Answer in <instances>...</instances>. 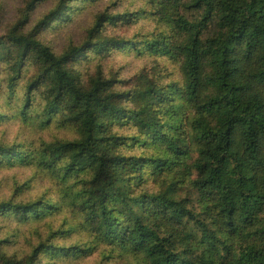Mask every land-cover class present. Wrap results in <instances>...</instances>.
Instances as JSON below:
<instances>
[{"label": "trees", "instance_id": "obj_1", "mask_svg": "<svg viewBox=\"0 0 264 264\" xmlns=\"http://www.w3.org/2000/svg\"><path fill=\"white\" fill-rule=\"evenodd\" d=\"M45 1L21 0L3 27L0 14V123L76 137L0 141V169L31 167V180L54 184L26 200L17 186L0 199V221L63 213L62 230L22 258L0 240V264L96 252L100 264H264V0H137L135 10L110 0L60 53L41 35L99 0H55L37 16ZM149 21L152 31L131 38L106 33ZM125 52L176 72L158 63L124 80L104 70ZM73 231L83 240L56 241Z\"/></svg>", "mask_w": 264, "mask_h": 264}, {"label": "rangeland", "instance_id": "obj_2", "mask_svg": "<svg viewBox=\"0 0 264 264\" xmlns=\"http://www.w3.org/2000/svg\"><path fill=\"white\" fill-rule=\"evenodd\" d=\"M21 0H0V14L2 16V27L10 19L12 11L15 7L19 6ZM55 0H46L39 9L38 15L45 12L49 7L53 6ZM110 0H99L93 4H87L83 10V13L78 16L73 24L63 29L52 30L41 35V39L44 43L49 45L54 52L60 53L70 43H78L84 38V32L91 24L93 16L103 10L109 5ZM115 1V0H112ZM119 7L121 9H137L140 6V2L137 0H119ZM117 4V5H118ZM3 7V9H2ZM155 24L149 21L140 22L137 26L126 28L123 26L110 27L107 26L106 33L112 36H124L131 38L134 33L141 32L146 33L154 29ZM98 60L97 56L92 57L91 66L87 67L90 70L96 64ZM103 68L106 72H119L124 80H128L136 73L142 70H148L160 64V67H167L168 72H176L175 69L170 66L164 60H158L155 57H148L145 55L138 56L134 53H121L112 54L107 59L101 61ZM87 63H84L82 70L86 67ZM76 136L71 130H58L54 126L41 128L37 121L24 124L23 122H11L0 123V141H6L9 143H19L24 147L26 145L38 146L42 141L49 142L54 138L59 139H74ZM28 146V147H29ZM36 172L34 168H1L0 169V199L8 198L12 195L14 189L17 186L25 185V189L22 191L18 199H34L42 195L47 188H51L54 184L45 175L39 174V179L31 180V175ZM63 213L56 216L48 217L38 223H30L27 225H18L16 223H9L8 221H0V240H5L8 243L5 246L8 255H16L18 258L24 257L29 253L32 246L37 245L42 238L45 240L51 235V232L57 233L62 230ZM67 226H65L66 228ZM83 240V237L78 231H73L67 234L66 237H57L56 241L66 246L73 244L77 241ZM102 263V257L96 252L92 256L80 259L72 260L66 264H100ZM56 264H64L62 262ZM107 264H126L123 258H119L115 263L113 261Z\"/></svg>", "mask_w": 264, "mask_h": 264}]
</instances>
